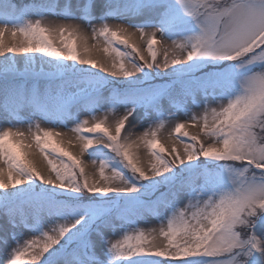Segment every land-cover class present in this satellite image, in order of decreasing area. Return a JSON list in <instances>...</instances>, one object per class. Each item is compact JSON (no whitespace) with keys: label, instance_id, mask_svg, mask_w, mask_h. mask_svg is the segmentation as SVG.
Segmentation results:
<instances>
[{"label":"snow or ice","instance_id":"obj_1","mask_svg":"<svg viewBox=\"0 0 264 264\" xmlns=\"http://www.w3.org/2000/svg\"><path fill=\"white\" fill-rule=\"evenodd\" d=\"M0 122L4 264H264V0H0Z\"/></svg>","mask_w":264,"mask_h":264},{"label":"rangeland","instance_id":"obj_2","mask_svg":"<svg viewBox=\"0 0 264 264\" xmlns=\"http://www.w3.org/2000/svg\"><path fill=\"white\" fill-rule=\"evenodd\" d=\"M16 3H31V0H15ZM49 21L54 22V23H63V21L58 20L54 17H49L48 18ZM77 23H79V21H77ZM111 24L115 25L118 24L119 21H110ZM17 40L22 39V37L18 36L16 38ZM59 40L60 38L58 36L54 37V42H56L59 46ZM12 41V37L10 36V34H6L5 36V42H11ZM134 42L137 43V45L141 48L142 52L144 53V55L147 58H150L149 54L146 51V44L144 43V41L139 39V34L137 33L136 37L134 38ZM89 46L91 47V45L95 44L96 41L94 39H89L88 41ZM79 44L80 41L77 40V46L79 49ZM157 49H160V45L156 46ZM82 52V49H79ZM91 58L93 59H101L104 60L107 57V54L103 53V51H96L95 49H92L90 51V53L88 54ZM163 53L160 52L158 54V59L162 58ZM199 111V110H196ZM84 118H88L87 116L82 117V119ZM183 117H181V121H183ZM177 121H173L171 123H166L165 127L161 129V131L157 134L158 135V139L160 140V143L164 145V147L166 149H170L172 147L173 144H175L176 148L178 150H182L183 149V144L180 142L179 138L177 137V135L174 132V126L175 123ZM2 123V122H0ZM6 126V125H5ZM42 127H50V125L47 124H42ZM170 130H171V135H170ZM186 131H188L191 134H197L200 132V128L199 127H193V126H188L186 129ZM56 131L61 132L62 134H66L65 136H62L60 138H56L55 139H67L68 137L73 138L72 139V143L68 144V143H64L62 146L64 148H66L68 151L72 152L74 155L78 154L80 151V143L75 139L76 134L72 133V132H68L67 129L65 128H57ZM137 131H140V129H138ZM127 132V125L126 128L124 130H122L121 136L123 137ZM201 139L204 140L205 142H207V138L201 136ZM31 143H33V148L28 149L27 151L29 152V158L30 159H34L35 163L38 165V167L44 169L45 171H47V161L43 159L42 154H39V150L38 148L35 146L34 141H31ZM136 154L138 155L141 163L143 165H149L151 162L154 161V158L151 157L150 155V150L147 149L146 147L141 146L138 150H135ZM55 154H53L52 157L50 158H54ZM66 159V158H63ZM82 161H88L90 159V157L87 155V153H85L82 157H81ZM58 163V161H57ZM86 172L89 174V176L91 177L93 175L94 169L92 168V166L90 164L86 165ZM141 227L144 228H151V227H156L158 226V221L155 220V218H149L147 223H142L140 225ZM159 242V241H157ZM6 255H8V253L5 251V249H3L2 247H0V264H4V259L6 257Z\"/></svg>","mask_w":264,"mask_h":264}]
</instances>
